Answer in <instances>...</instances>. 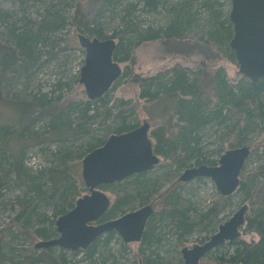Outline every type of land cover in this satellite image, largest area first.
<instances>
[{"label": "rangeland", "instance_id": "rangeland-1", "mask_svg": "<svg viewBox=\"0 0 264 264\" xmlns=\"http://www.w3.org/2000/svg\"><path fill=\"white\" fill-rule=\"evenodd\" d=\"M185 1L152 0L157 3V8L151 9L146 5L145 0H113L111 3H107L106 0H0V16L7 20L9 28L14 27L19 34L24 32L32 34L38 31L42 22L50 21L51 17L56 19L52 31L38 35L40 41L36 48L38 52H42L40 63L35 68L27 70L26 77L19 81V90L26 89L29 94L36 95L37 98H45L47 103L57 108L68 110L83 108L91 101L88 99L84 85L79 81L86 58V52L79 43V34L87 35V33L84 34L81 31L82 27L76 26L77 18L83 21L94 20L96 23L93 24H98L103 32L105 37L103 40L114 39L118 44L122 36L135 41L134 44H136L137 33H142L148 28L154 31L170 26L179 6ZM203 1L195 0L193 4V10H199L198 18L201 21L209 17V14L201 7ZM220 3L222 20L230 19L231 0H220ZM6 28L5 24L0 25V32L6 31ZM192 33H194L193 30ZM117 62L120 63L123 72L128 70V74L126 77H121L120 85L115 91L109 92L112 118L104 119V113L101 111L100 116L89 124L92 131L88 136L68 137L61 141L56 135L50 133L47 128L50 119L42 113L40 106L33 107L35 114L31 116V112L26 114L25 111H20L19 103L9 104L0 94L1 170L10 171L14 156L22 155L24 168L32 175H37L38 172L56 164L57 156L66 149L72 150L74 156H78L83 146L107 141L111 135L116 134L114 131L121 122L138 127L146 121L149 122L151 126L149 137L156 144L152 132L161 126L169 128L175 122L173 103L169 99L156 101L140 99L139 83L143 79L164 74L175 66L191 70V74L204 69V72L210 76L218 68H223L227 81L232 85L238 84L244 77L239 71L238 63H232L223 54H213L202 40L191 39L188 34L181 39L162 38L137 43L133 47L130 61L117 60ZM2 67L3 55L0 50V84ZM210 80L211 77L205 76V81ZM25 116L30 126L23 129L19 122ZM232 120L233 116H230L227 120H215L207 125L200 133L199 153L185 159L183 167L158 155L159 165L144 177L150 183L152 190L146 194L145 198L133 202L131 207L126 209L130 212L147 205H152L154 208L153 215L157 220L156 230L149 236V249L145 256L142 253L144 250L142 242L127 244L117 233L110 241H106L108 234L102 236L91 253L88 249L72 252L59 247L54 248L53 253L57 256L63 253L67 264H139V261L144 262L145 258L149 259L150 264H182L184 248L202 245L210 240L219 231V227L230 220L243 205L246 204L249 207L246 218L253 216L254 207L251 200L244 198L243 194L235 193L226 199L210 178H198L190 182L180 180L187 169L208 165L198 164L197 158L203 161L207 159L215 161L217 163L211 166H217L221 156L227 150L242 146H249L252 150L245 165L246 177L256 171L260 165L258 156L264 146V130L262 129L264 124L258 127L242 146H235L234 138L224 135L226 126L231 124ZM5 130H8L7 134L4 133ZM82 161L83 159L75 158L72 165L73 174L83 182L86 188L79 198L89 193L82 177ZM241 180L247 182V179L243 177ZM8 181L9 184L0 187V234L4 232V248L7 251V257L4 261H0V264H31L28 257L38 251L35 244L42 239L30 234L37 228L49 227L54 219L53 211L51 207L42 206L38 213L41 219L46 215V222L41 224L35 222L30 232H24L14 224V218L20 211L17 201L31 195L24 184L15 182V173L10 174ZM263 182V179L259 180L260 184ZM105 193L109 196L111 205L114 204L117 198L116 193L112 191H105ZM173 195L177 196L183 213L178 211L176 215H185L190 222H199L204 214L211 209L214 210L211 223L206 230H201L200 227L189 233L185 232L183 236L182 231H177L175 222L169 218L168 209L164 207L168 202L167 197ZM121 215L118 213L115 218ZM57 219H54L53 228L58 237ZM246 226L247 222L241 228L240 238L258 241L259 236L247 232ZM234 250V247L226 243L214 250L209 255V259H203L201 264H218V261L230 264L229 255Z\"/></svg>", "mask_w": 264, "mask_h": 264}, {"label": "trees", "instance_id": "trees-1", "mask_svg": "<svg viewBox=\"0 0 264 264\" xmlns=\"http://www.w3.org/2000/svg\"><path fill=\"white\" fill-rule=\"evenodd\" d=\"M112 1L106 0L107 3ZM145 2L151 9L157 8V3L152 2V0H145ZM194 3L195 0H186L181 4L174 20L165 29L153 31L148 28L142 33L135 32L138 38L137 43L162 38L181 39L188 34L191 39L202 40L213 54H223L225 58L237 64L235 54L229 45L233 38L234 28L229 18L222 20L220 0H204L202 2L201 7L209 14L205 21L198 18V9L193 10ZM55 22V17H51L50 21H44L40 24L38 31L32 32V34L29 32L19 34L14 27L9 28L7 20L0 16V25L5 24L7 26L6 31L0 32V50L3 55L0 94L9 104L19 103L20 111H25L26 114L31 112V116L35 114L33 107L40 106L42 113L50 119L47 125L50 133L62 141L68 137L88 136L92 131L89 124L94 122L102 112L104 119L112 118L108 96L109 92L118 88L121 78L115 82L104 97L88 102L80 109L57 108V106L47 103L45 98H37L36 95L29 94L26 89L19 90V81L26 77L27 70L35 68L40 63L42 52H38L36 48L40 41L38 35L52 31ZM76 23V26L82 27L81 31L84 34L87 33L86 36L89 38L105 39L100 26L93 24L96 23L94 20L83 21V19L77 18ZM188 31L191 32L188 33ZM134 43L135 41L121 36L120 42L116 46L114 60L130 61L133 47L137 44ZM190 71L175 66L164 74L143 79L139 83L141 87L140 99L149 101L169 99L173 103L172 110L175 122L169 128L161 126L152 132V137L156 140V144L153 143V149L157 155L163 156L167 161L178 163L180 167L184 166L185 159L199 153L200 133L212 121H224L233 116L231 124L226 126L224 135L233 137L235 146H242L244 141L264 124V79L252 82L244 76L238 84L232 85L227 81L223 68H218L212 76L207 75L204 69L193 74ZM127 74L128 70L123 72L122 76L126 77ZM205 76L211 77V80L205 81ZM19 124L23 129L30 126L26 116L20 120ZM137 127V125L128 126L121 122L114 133L129 132ZM262 129L264 130V127ZM7 131L5 130L4 133L7 134ZM105 142L106 140L83 146V150L78 156H74L72 150L66 149L59 153L56 164L38 172L37 175H32L24 168L22 155L14 156L10 171L5 169L2 171L0 168L1 188L9 184L8 178L13 172L15 173V182L24 184L31 195L18 199L17 205H19L20 211L14 218V224L27 233L33 228L35 222L40 224L46 222V215L41 219L38 213L42 206L51 207L54 219L71 211L75 206L76 199L86 189L83 182L73 174V161L75 158L83 159L88 153L102 146ZM258 157L260 158V165L253 174L246 177L247 172L244 167L241 177L247 179V182L241 180L236 193L243 194L244 198L251 200L254 214L247 218L245 230L257 234L259 240L247 241L239 238L234 242H228L227 244L235 249L229 255L230 264H264V182L259 183L260 179L264 181V146ZM197 159L199 160L198 164L215 165L217 163L208 159L205 161L201 158ZM146 174H137L121 183L100 187V190L104 192L116 193L117 198L98 223L113 219L118 213L122 215L127 213L126 209L130 208L133 202L146 197V194L152 190L150 183L144 179ZM167 198L168 202L164 207L168 209L169 218L175 222L177 231H182V236L185 232L189 233L200 227L201 230L207 229L214 214L213 209L204 214L199 222H190L185 215H176L178 211L183 214L177 196L173 195ZM54 219L49 227L37 228L30 235L42 240L57 237L53 228ZM156 221L154 215L148 220L141 241L144 256L149 249V236L156 230ZM3 234L4 232L0 234V261H4L7 257ZM115 235V231L110 232L106 236V241L114 239ZM101 238L88 248V252L91 253L94 250L96 243ZM53 249L35 251L28 257V260L31 264H67L65 255L61 253L57 256L53 253ZM206 258L209 259V256ZM144 262L145 264L151 263L148 258H145ZM218 264L223 263L218 261Z\"/></svg>", "mask_w": 264, "mask_h": 264}, {"label": "water", "instance_id": "water-1", "mask_svg": "<svg viewBox=\"0 0 264 264\" xmlns=\"http://www.w3.org/2000/svg\"><path fill=\"white\" fill-rule=\"evenodd\" d=\"M231 3L230 20L234 34L230 48L240 73L252 82H258L264 79V0H231ZM79 43L86 52L79 81L84 85L88 99L96 101L104 97L123 74L120 63L114 60L117 43L114 39L101 40L83 34H79ZM150 129L146 121L129 132L113 134L83 158L82 177L89 193L79 198L71 211L57 219L59 236L39 241L35 244L37 250L57 247L72 252L87 250L112 231L127 244L141 242L148 220L155 212L153 206L147 205L98 223L111 206L109 196L100 187L121 183L159 165L160 157L154 152ZM251 153L249 146L227 150L217 166L201 165L187 169L180 180L190 182L210 178L222 196H232L240 187L241 173ZM248 211V205H243L210 240L184 248L182 264H201V260L217 248L238 240L241 228L247 222ZM139 264H143L142 260Z\"/></svg>", "mask_w": 264, "mask_h": 264}, {"label": "flooded vegetation", "instance_id": "flooded-vegetation-1", "mask_svg": "<svg viewBox=\"0 0 264 264\" xmlns=\"http://www.w3.org/2000/svg\"><path fill=\"white\" fill-rule=\"evenodd\" d=\"M148 173V172H147ZM143 239V238H142ZM142 241V240H141ZM143 262V261H142ZM144 264V263H143Z\"/></svg>", "mask_w": 264, "mask_h": 264}]
</instances>
